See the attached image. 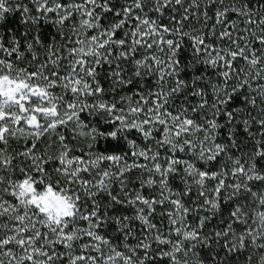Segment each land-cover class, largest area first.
I'll list each match as a JSON object with an SVG mask.
<instances>
[{"label": "snow or ice", "instance_id": "6c2138e0", "mask_svg": "<svg viewBox=\"0 0 264 264\" xmlns=\"http://www.w3.org/2000/svg\"><path fill=\"white\" fill-rule=\"evenodd\" d=\"M0 264H264V0H0Z\"/></svg>", "mask_w": 264, "mask_h": 264}]
</instances>
